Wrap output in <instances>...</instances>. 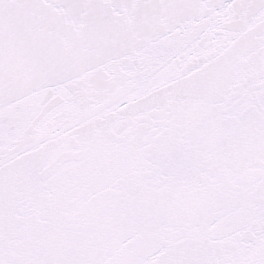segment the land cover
<instances>
[{
	"label": "snow or ice",
	"instance_id": "snow-or-ice-1",
	"mask_svg": "<svg viewBox=\"0 0 264 264\" xmlns=\"http://www.w3.org/2000/svg\"><path fill=\"white\" fill-rule=\"evenodd\" d=\"M0 264H264V0H0Z\"/></svg>",
	"mask_w": 264,
	"mask_h": 264
}]
</instances>
